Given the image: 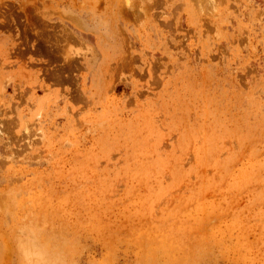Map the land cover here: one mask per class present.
Returning <instances> with one entry per match:
<instances>
[{
  "label": "rangeland",
  "instance_id": "obj_1",
  "mask_svg": "<svg viewBox=\"0 0 264 264\" xmlns=\"http://www.w3.org/2000/svg\"><path fill=\"white\" fill-rule=\"evenodd\" d=\"M0 264H264V0H0Z\"/></svg>",
  "mask_w": 264,
  "mask_h": 264
}]
</instances>
